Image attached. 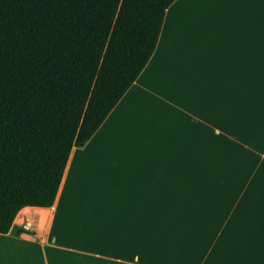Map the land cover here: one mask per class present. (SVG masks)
Segmentation results:
<instances>
[{"label": "crops", "instance_id": "1", "mask_svg": "<svg viewBox=\"0 0 264 264\" xmlns=\"http://www.w3.org/2000/svg\"><path fill=\"white\" fill-rule=\"evenodd\" d=\"M0 264H264V0L171 1L51 205L0 234Z\"/></svg>", "mask_w": 264, "mask_h": 264}, {"label": "trees", "instance_id": "2", "mask_svg": "<svg viewBox=\"0 0 264 264\" xmlns=\"http://www.w3.org/2000/svg\"><path fill=\"white\" fill-rule=\"evenodd\" d=\"M171 1L0 0V234L51 205L69 148L135 79Z\"/></svg>", "mask_w": 264, "mask_h": 264}]
</instances>
